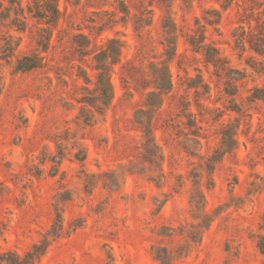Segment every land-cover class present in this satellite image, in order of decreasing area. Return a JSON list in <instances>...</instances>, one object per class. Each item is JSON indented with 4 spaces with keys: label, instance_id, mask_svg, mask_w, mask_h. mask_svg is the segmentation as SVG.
Listing matches in <instances>:
<instances>
[{
    "label": "rangeland",
    "instance_id": "374dc122",
    "mask_svg": "<svg viewBox=\"0 0 264 264\" xmlns=\"http://www.w3.org/2000/svg\"><path fill=\"white\" fill-rule=\"evenodd\" d=\"M33 1L0 0V251L29 249L64 192L69 233L34 264H158L152 246L195 235L198 180L211 221L172 264H264V101L252 98L264 85V0H55L54 25L28 14ZM29 54L40 65L16 71ZM167 73L170 89L156 88ZM99 80L111 99L84 125ZM55 141L64 156L52 176ZM85 174L95 175L87 191Z\"/></svg>",
    "mask_w": 264,
    "mask_h": 264
},
{
    "label": "trees",
    "instance_id": "16d2710c",
    "mask_svg": "<svg viewBox=\"0 0 264 264\" xmlns=\"http://www.w3.org/2000/svg\"><path fill=\"white\" fill-rule=\"evenodd\" d=\"M19 7L15 9L16 16L20 15L23 19H25V8H23L20 3ZM120 10L124 14L123 19L128 17L130 14L129 8L125 5L124 2L120 3ZM10 10V7L6 8ZM18 11L20 13H18ZM26 11L28 14H30L32 17L37 18L42 23L46 25H54L57 22L58 19V9L56 6L55 0H34L32 5H28ZM17 20V19H16ZM20 22V21H19ZM21 24V25H20ZM25 21H21L19 25L17 26H23L18 28H24ZM47 37H45L44 41L41 43L43 50L46 49V41L48 40L49 32L47 31ZM41 42V41H40ZM170 45L174 44L173 41H169ZM174 54V52L172 53ZM99 60H104L106 57V52L102 51L100 54ZM40 65L39 58L36 54H29V55H23L22 57L18 58L15 63V70L16 71H27L30 69H33L35 67H38ZM102 77L101 75L99 78ZM103 80V79H102ZM160 82L156 83V88H159L160 90H169L171 87L170 79L168 76V73L165 74V76L159 79ZM163 84V85H162ZM100 87V93L99 95L95 97H91L90 99L83 100L85 104L93 108L92 110H85L81 109L80 115L78 117V122L82 123L84 125H91L95 121V115L94 112H99L100 115L104 113L105 108L108 106L111 95L108 90V87L99 80ZM2 86H1V78H0V94H1ZM252 98L256 100H262L264 101V85L262 87L255 88L252 93ZM141 119L136 118V122L142 124L143 121H140ZM145 134H144V147L148 146L150 150L153 151L154 148H156L153 138L151 136V130H150V124L147 123V126L145 128ZM72 144V148H75V151L73 152V159L77 160L79 163L83 164L86 153L84 148L77 143ZM56 146V152L49 155L47 157V161L50 162L51 166V175L55 176L59 170L58 166L61 164L63 160V149H62V142L55 141ZM76 146V147H74ZM218 149L214 150V154H212L205 165V169L211 173L214 169L215 163L219 160L220 154L217 153ZM151 155L153 153H150ZM162 157V155H159V158ZM45 159H43L44 162ZM148 160H152L151 157ZM198 177V175H195ZM94 174H85V181H84V188L87 191L86 188L94 187V181H92V178H94ZM97 182H95L96 184ZM199 181H194V187L192 188V192L190 195V203L193 207L194 211L197 213V217L200 218V222L197 224H191L190 227L195 228V235L194 233H188L185 235L184 243L181 245H177L176 247H169L165 244H156L152 246V253L154 255V258L157 260L158 264H172L175 260L178 258L183 257L189 252L190 249V242H198L200 238V234L203 232L204 229H206L211 221L210 214L205 211V201H204V194L202 190L200 189V186L198 185ZM56 202L53 203V210H54V217L52 220V223L50 227L42 233L41 237L33 242L29 249H27L23 254H19L12 250H4L0 251V263L4 264H34L36 261L40 260V258L45 254L47 248L49 245L58 239L59 237L66 235L69 233V230H66L64 227V217L61 212V210L58 207V202L60 201H67L70 200V197L66 195L64 192H58L56 195ZM78 225L73 226V228H76ZM162 229H164L165 233H160L162 235H172L171 232H174L175 229L170 226H164ZM181 234V233H180ZM199 234V236H198ZM256 245L260 252L264 255V236L259 237ZM111 255L108 256V261L106 264L110 263L112 261Z\"/></svg>",
    "mask_w": 264,
    "mask_h": 264
}]
</instances>
